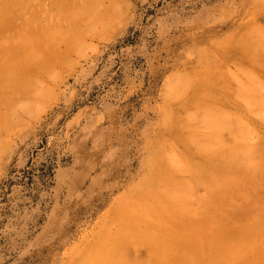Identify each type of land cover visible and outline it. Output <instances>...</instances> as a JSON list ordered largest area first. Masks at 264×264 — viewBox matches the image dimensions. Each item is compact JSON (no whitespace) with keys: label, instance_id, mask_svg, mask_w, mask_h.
<instances>
[{"label":"rangeland","instance_id":"1","mask_svg":"<svg viewBox=\"0 0 264 264\" xmlns=\"http://www.w3.org/2000/svg\"><path fill=\"white\" fill-rule=\"evenodd\" d=\"M17 78L30 83L14 86ZM207 78L216 87L201 97L222 119L191 106L176 135L182 95L172 86L188 96ZM260 81L264 0H0V264H116L108 249L124 264H227L264 220L263 152L260 176L227 157L243 142L264 146ZM220 157L229 161L223 186ZM164 159L174 169L162 191L175 196L165 200L191 215L166 232L168 255L162 240L152 254L115 224L150 195ZM262 238L230 264H264ZM201 245L219 252L201 257ZM88 248L93 257L81 260ZM101 248L108 253L96 255Z\"/></svg>","mask_w":264,"mask_h":264},{"label":"bare ground","instance_id":"2","mask_svg":"<svg viewBox=\"0 0 264 264\" xmlns=\"http://www.w3.org/2000/svg\"><path fill=\"white\" fill-rule=\"evenodd\" d=\"M251 45V44H250ZM250 56H251V54H250ZM252 58V57H251ZM42 63V62H41ZM40 63V64H41ZM40 64H38V65H40ZM37 65V66H38ZM41 65H43V64H41ZM45 65V64H44ZM46 66V65H45ZM38 67H40V66H38ZM46 67H48V66H46ZM44 68V67H43ZM50 68V67H49ZM49 68H48V71H49ZM47 69V68H46ZM40 70H43V69H40ZM46 71V70H45ZM221 74H219V76H220ZM221 77V76H220ZM221 78H223V77H221ZM217 79V78H216ZM261 79V78H260ZM259 79V80H260ZM218 80V79H217ZM258 80V79H257ZM18 81H20L18 78L17 79H14L13 80V82L14 83H12L14 86H16V84H19V83H21L22 85H26V84H28V83H30V81L28 82V83H26L27 82V80H26V82L23 80V81H21V82H18ZM186 81V80H185ZM226 82V81H225ZM264 82V81H263ZM263 82H261L260 81V83H263ZM216 83H219V81L218 82H216ZM4 84V83H3ZM186 83H184L183 85H185ZM189 84V83H188ZM215 83H213V81L210 79V78H207L206 80H204V81H202V84L201 85H199L197 88H195V90H193V92L191 93V95H188V96H186V95H184V94H182V93H180L179 91H178V88L177 87H174V86H172V91H171V93H172V96H177V95H182V101H181V104L178 106V108H179V113H178V118L177 119H175L173 122H171V129H172V131L173 132H175V134L176 135H178L179 134V130L180 129H178L177 128V123H178V121L181 119V118H186V121L188 120L187 118L188 117H190V116H192L193 114L191 113V111L193 110V108L195 107V106H198V107H200V106H202V108L206 111V115H208V114H210V115H212V116H215V115H220L221 114V112H220V110L218 109V108H216L215 107V105H212L210 102H208V100H207V98L205 99L204 97L202 98L201 97V93L202 92H204V93H210L211 91L212 92H214V90H215V87H216V84L214 85ZM264 84V83H263ZM182 85V86H183ZM262 85V84H261ZM259 86V85H258ZM262 86H264V85H262ZM24 88H26V87H24ZM218 88V87H217ZM260 88V87H259ZM263 89H264V87H262ZM219 89V88H218ZM238 89V88H237ZM221 90H223V89H221ZM225 91V90H224ZM261 91V90H260ZM228 92V91H227ZM241 92V91H240ZM233 95H234V93H235V91L233 90ZM238 93V92H237ZM232 95V96H233ZM205 96V95H204ZM250 100H252V99H250ZM258 100H259V98H258ZM254 101V100H253ZM213 102V101H212ZM256 102H257V99H256ZM216 103V102H215ZM241 104H243L242 102H241ZM247 104V103H246ZM191 106H193V108H192V110H190L191 109ZM221 106V105H220ZM257 106V105H256ZM197 107V108H198ZM224 107V106H223ZM252 108H254V106L252 107ZM256 109V108H255ZM254 109V110H255ZM190 110V111H189ZM199 111H200V108H199ZM193 112V111H192ZM195 112H196V110H195ZM202 112V111H201ZM258 112V111H257ZM263 112V111H262ZM243 113V112H242ZM255 113H256V111H255ZM259 113H261V112H259ZM264 113V112H263ZM196 114H200V113H195V116H196ZM201 114H203V113H201ZM223 114V113H222ZM228 114V113H227ZM241 114V113H240ZM247 114V113H246ZM245 114V115H246ZM262 114V113H261ZM242 115V114H241ZM215 116V118H217V119H219L222 115H220V116ZM252 116V115H251ZM262 116V115H261ZM264 117V116H263ZM263 117H261V118H263ZM194 118H196V117H194ZM198 118V117H197ZM257 118V117H256ZM259 118H260V116H259ZM192 120H193V122H195V121H197L196 119H195V121H194V119L193 118H191ZM191 119H190V121H191ZM222 118H220V120H221ZM236 119H238V118H236ZM258 119V118H257ZM198 120L200 121V118H198ZM211 121H212V119H210ZM213 120H216V119H213ZM259 120V119H258ZM182 121V120H181ZM217 121V120H216ZM182 122H185L184 120L182 121ZM188 122V121H187ZM186 123V122H185ZM210 123V122H209ZM220 123V122H219ZM252 123H254V122H252ZM264 123V122H263ZM193 124V123H192ZM235 124V123H234ZM191 125V124H190ZM221 124H219V127H221L220 126ZM224 125V124H223ZM227 125H228V123H227ZM194 126V125H193ZM199 125H197V127H198ZM207 126H209V125H206V127ZM230 126V125H229ZM259 126V125H258ZM199 127H201L202 128V126H199ZM203 127H205L204 125H203ZM210 127V126H209ZM209 127H207V129H209ZM212 127V126H211ZM213 127H215V126H213ZM212 127V128H213ZM231 127V126H230ZM216 128V127H215ZM232 128V127H231ZM207 129H204V130H207ZM216 129H218V128H216ZM190 130V129H189ZM188 130V131H189ZM213 130H214V128H213ZM183 131V130H182ZM193 131V130H192ZM215 131V130H214ZM213 131V132H214ZM218 131H221L220 129H218ZM185 132H186V130H185ZM194 132V131H193ZM198 132V131H197ZM196 132V133H197ZM203 132V131H202ZM206 132V131H205ZM204 132V133H205ZM209 132V131H208ZM212 132V133H213ZM196 133H195V135H196ZM203 133V134H204ZM216 133V132H215ZM218 133V132H217ZM181 134V133H180ZM192 134V133H191ZM194 134V133H193ZM199 134H201V133H199ZM213 135H215V134H213ZM212 135V137H215V136H213ZM198 136V135H197ZM217 136H218V134H217ZM245 136V135H244ZM244 136H243V139H244ZM204 137V136H203ZM253 137V136H252ZM175 138V137H174ZM176 139V138H175ZM216 139H218V140H221V138H216ZM241 139V138H240ZM177 140V139H176ZM209 140V139H208ZM210 140H215V139H211L210 138ZM236 141V140H235ZM241 141H242V139H241ZM254 141V140H253ZM239 141H237V143H238ZM180 143V142H179ZM215 143V142H214ZM226 143V142H225ZM236 143V142H235ZM242 143V142H241ZM243 143H245V146H241L242 148H240L239 150H235V151H233L231 154H229V155H227V157H232L233 158V160H237V162H239V161H242L243 162V164H244V166H245V169L246 170H249L251 173L250 174H252V172H254L255 170L257 171V168L255 169L254 167L257 165V163L259 162V157H258V155L260 154L261 155V153L263 152V154H264V146H258L257 144L256 145H254V144H252V142L251 143H247V142H243ZM243 143H242V145H243ZM247 143V144H246ZM260 143V142H259ZM258 143V144H259ZM181 144V143H180ZM216 145V144H215ZM219 145V144H218ZM217 145V146H218ZM241 145V144H240ZM213 146V145H212ZM237 146H238V144H237ZM174 147H176V146H174ZM228 147V146H227ZM234 147V146H233ZM194 148V147H193ZM175 149V148H174ZM177 151V150H176ZM179 151H180V149H179ZM179 151H177V152H179ZM183 153V152H182ZM182 153L180 152L179 153V155L181 154L182 155ZM191 154V153H190ZM181 155H180V157H181ZM218 155H216L215 156V158H216V160L218 161V157H217ZM178 157V156H177ZM198 157H200V156H198ZM170 158V157H169ZM184 158V157H183ZM222 160H220L221 161V163H222V170H220V172H222L223 174H222V176H221V178L218 180H216V184L217 185H220V186H223V184L225 183L224 182V180H225V177L224 176H227L228 174H229V171H227V169H223V168H225V167H227V164L229 163V161L228 160H225V158L224 157H220ZM169 161H170V159H168ZM201 160V159H200ZM233 160L231 161V163L233 164L234 162H233ZM172 161H175V162H178V160H173L172 159ZM262 161V160H261ZM206 163V162H205ZM261 163V162H260ZM259 164V163H258ZM188 165V164H187ZM262 165H263V163H262ZM190 165H188V167H189ZM259 166H261V165H257L256 167H258L259 168ZM264 166V165H263ZM201 167H202V169L204 170V171H206V170H208V168L209 167H212L211 166V163H206V164H201ZM243 167V166H242ZM261 168H262V166H261ZM174 169V167H173V165H170V163L168 162V161H166L165 159H164V161H161V163L158 165H155V167H154V170H153V172H152V175L153 176H156V178H155V181H151V182H149V183H147V185L145 186L146 188H145V190H143V192H147V193H149L150 195L149 196H144L143 198H142V200L141 201H139L137 204H135V205H131V204H129L128 203V205L131 207V208H133L134 209V211H135V213H133V214H131V217H126V218H123V216L121 215L120 217H118V218H116L115 219V224L117 225V227H118V230H117V232H116V234L118 233V235L119 236H122L127 242H132L134 239H135V236L136 237H139V243L142 245V246H145V245H147L146 243H148V244H151L152 245V250L150 251L152 254H155V244L156 243H158V242H160V240H162V242H163V244H164V247H165V250H164V253H165V255H168L169 253H170V248H168V242H169V240H171L172 239V236L170 237V235L168 236L167 234H166V232L168 231L169 232V230H171L170 228H172L173 227V225H175V224H173L174 222L173 221H176L175 219H182L181 218V216H184V218L186 219V218H188V219H191L190 218V216L187 214V213H183V215H181V213L179 212V211H176V210H174V209H171L172 208V205H171V207L170 206H168L170 203H169V201H168V203H167V201L165 200V199H167V198H169L170 197V199H173L175 196H174V193H173V190L172 191H168L167 193L166 192H163L162 190H163V188H162V186H163V184L165 183H163L162 184V182H163V179H164V176L168 173V172H172V170ZM188 169V168H187ZM192 171V173H196L195 175H197V174H199V173H197V171H195V172H193L194 170H192V169H189V171ZM259 170H260V168H259ZM244 171V170H243ZM248 171V172H249ZM255 171V172H256ZM261 171V170H260ZM179 172V171H178ZM177 172V173H178ZM188 172V171H187ZM200 172V171H199ZM240 172V171H239ZM242 172V171H241ZM174 173H176V172H174ZM181 173V172H180ZM192 173H189V174H192ZM245 173V172H244ZM261 174L263 173V171L262 172H260ZM258 171L256 172V174H255V176L258 174L259 176L261 175ZM169 174V173H168ZM181 174H183V173H181ZM247 174V173H246ZM186 176V175H185ZM187 176H188V174H187ZM199 176V175H198ZM250 176H253V174L252 175H250ZM179 177H182V176H179ZM196 177V176H195ZM195 177H193L192 179H194ZM169 178V177H168ZM173 178H176V177H173ZM183 178V177H182ZM188 178V177H187ZM203 178V177H202ZM177 179V181H179V179L178 178H176ZM191 179V178H190ZM174 180V179H173ZM187 180V179H186ZM181 181V180H180ZM185 181V180H184ZM189 180H187V182H188ZM181 182H183V180L181 181ZM199 182H201V180H199ZM185 183V182H184ZM194 183H198V181H195V179H194ZM183 184V183H182ZM198 184H200V183H198ZM202 184H203V182H202ZM167 185V184H166ZM183 185H185V184H183ZM171 186V185H170ZM176 187L178 186V185H175ZM189 187V185L187 184L186 185V187ZM194 186H196V185H194ZM167 187V186H166ZM168 188V187H167ZM193 188V187H192ZM191 187H189V189L188 188H186L187 189V191L188 192H190V189H192ZM223 188V187H222ZM221 188V189H222ZM169 189H170V187H169ZM180 189H181V187H180ZM178 190H179V188H178ZM185 190V189H184ZM193 190V189H192ZM180 191V190H179ZM194 191V190H193ZM187 193V192H186ZM195 193V192H194ZM190 194H193V193H190ZM151 196V197H150ZM188 196H190V195H188ZM149 197H150V201L151 202H155V204H153V203H150L149 202ZM185 197H186V195H185ZM192 198V197H191ZM194 198V197H193ZM163 200H165L166 201V203H164V201ZM176 201V200H175ZM135 203V202H134ZM173 203V202H172ZM175 203V202H174ZM178 203V200H177V202H176V204ZM165 204V205H164ZM174 206H175V204H174ZM170 207V208H169ZM177 208H179L178 206H176ZM180 207H182V206H180ZM176 208V209H177ZM179 210V209H178ZM130 211H131V209H130ZM174 211H176L177 212V214H176V212H174ZM183 211V210H182ZM181 216H180V215ZM184 214H187V215H184ZM193 215V214H192ZM156 216V219L157 220H153V217H155ZM186 216H188V217H186ZM158 217V218H157ZM184 219V220H185ZM187 220V219H186ZM156 221V222H155ZM178 221V220H177ZM263 221V222H262ZM173 222V223H172ZM180 222V221H179ZM182 223H183V221H182ZM184 225H185V223H184ZM182 228H183V226H182ZM185 228V227H184ZM183 228V230H185L186 231V229H184ZM104 230H106V229H104ZM104 230H103V235L101 234L100 235V237H99V239L101 238V240H105V237H107V232H105L104 233ZM105 236V237H104ZM242 238H239L237 241H238V243H239V246H241V248H244V249H248L251 245H256V244H258V243H260V241L263 239L262 237H264V220H261V222H259V223H257V224H255V225H253V226H251V228H249V234H246L245 235V233H244V235H242L241 236ZM213 241H214V243H213V245H214V247L213 246H209L210 248H215V244H216V240H214V239H212ZM212 240H210V241H208V243H210L211 244V242H213ZM254 242V243H253ZM107 243H109V242H107ZM203 245H204V243L203 242H201ZM207 244V243H206ZM239 246H238V249L237 250H235V249H232L230 252H229V255H227V254H225V260L227 259V264H230V263H232V262H234L236 259L234 258L235 257V255L238 253V254H241V253H243L242 251H239ZM145 249H147L146 247H144ZM199 248H200V246H199ZM160 249V248H159ZM201 249L202 250H200L199 249V252L200 253H202V254H200V256L201 257H205V256H207V255H205V254H209L210 256L209 257H213V258H215L216 257V255H217V253L219 252V249L217 248L216 250H213L212 249V251H211V249H210V251L208 250V249H206L207 250V252H210V253H207L206 252V250L205 249H203V247H202V245H201ZM203 250H205V253H203L204 251ZM144 251V250H143ZM201 251H203V252H201ZM236 251V252H235ZM248 250H245L244 252H247ZM108 252H112V254L116 257V264H124V262H125V256H124V254L123 253H121V252H119L118 250H115V249H108ZM106 250H104L103 248H101V249H99V251H98V253H96V255H103V254H106V253H108ZM119 252V253H118ZM149 252V251H148ZM93 255H94V252H93V250H91V248H88L87 250L86 249H84V252H82V254H81V260H84V259H90V258H92L93 257ZM234 256V257H233ZM103 258V257H102ZM123 261V262H122ZM82 264H84V263H82ZM92 264H95V263H92ZM97 264V263H96ZM102 264H106L105 262L104 263H102Z\"/></svg>","mask_w":264,"mask_h":264}]
</instances>
